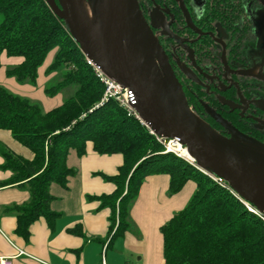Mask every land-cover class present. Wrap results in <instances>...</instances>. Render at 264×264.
Instances as JSON below:
<instances>
[{"label":"trees","instance_id":"obj_1","mask_svg":"<svg viewBox=\"0 0 264 264\" xmlns=\"http://www.w3.org/2000/svg\"><path fill=\"white\" fill-rule=\"evenodd\" d=\"M54 51L47 72L63 70V74L46 92L54 96L76 87L62 105L45 111L31 99L0 87V130L10 132L33 154L28 159L0 145L5 160L0 168L13 174L1 185L30 194L25 203L5 210L17 218V234L29 240L36 221L43 218L51 225L56 221L60 214L52 209L51 186L68 188L78 174L68 165L71 153L82 158L91 146L99 155L123 157L115 175L98 173L114 185V191L87 197L110 212L111 242L132 231L131 210L146 179L166 175L170 196L180 194L189 182L196 184V190L186 206L160 228L165 264H264V220L189 161L167 153L157 136L129 117L115 100L102 102L105 86L66 22L46 0H0V67L4 53L24 59L7 70L9 77L35 84L39 69ZM70 232L81 234L79 227Z\"/></svg>","mask_w":264,"mask_h":264},{"label":"water","instance_id":"obj_2","mask_svg":"<svg viewBox=\"0 0 264 264\" xmlns=\"http://www.w3.org/2000/svg\"><path fill=\"white\" fill-rule=\"evenodd\" d=\"M46 2L66 22L84 56L134 93L135 110L153 134L178 141L196 168L223 178L264 216V146L253 145L233 128L238 140L228 139L193 112L152 30L161 27L158 8L149 23L138 0H87L92 16L85 0ZM180 2L193 27L184 0Z\"/></svg>","mask_w":264,"mask_h":264},{"label":"crops","instance_id":"obj_3","mask_svg":"<svg viewBox=\"0 0 264 264\" xmlns=\"http://www.w3.org/2000/svg\"><path fill=\"white\" fill-rule=\"evenodd\" d=\"M54 56L55 51L44 74ZM23 61L21 57L2 54L0 87L17 94L16 80L8 76L7 70ZM26 94L37 95L32 88ZM0 145L8 146L28 159L33 158L31 151L8 131L0 130ZM122 162L121 155L102 156L93 152L91 146L82 158L72 152L68 165L77 169L78 174L70 180L68 188L51 186V194L55 197L52 209L60 216L52 225L43 218L36 221L31 226L29 240L17 234V218L5 210L25 203L30 194L25 189L3 187L1 183L9 181L13 174L0 168V264L2 258L12 259L13 264H165L160 228L186 206L196 184L189 182L180 194L170 196L168 176L147 178L131 210L132 231L111 242L110 212L99 209L100 203L90 202L87 197L112 193L114 185L98 173L115 175ZM4 163L0 154V167ZM77 227L81 234L70 232Z\"/></svg>","mask_w":264,"mask_h":264},{"label":"flooded vegetation","instance_id":"obj_4","mask_svg":"<svg viewBox=\"0 0 264 264\" xmlns=\"http://www.w3.org/2000/svg\"><path fill=\"white\" fill-rule=\"evenodd\" d=\"M138 1L149 23L159 9L152 30L193 112L228 139L238 140L233 128L264 146V0H184L193 27L180 0Z\"/></svg>","mask_w":264,"mask_h":264},{"label":"built area","instance_id":"obj_5","mask_svg":"<svg viewBox=\"0 0 264 264\" xmlns=\"http://www.w3.org/2000/svg\"><path fill=\"white\" fill-rule=\"evenodd\" d=\"M86 61H87L88 65L93 68V70H94L96 76L98 77V79L100 80V82L103 83V85L105 86V92H104V96H103L102 102L104 103V102L110 101L111 99L112 100H115L118 103L119 107H121L126 112V114L129 117L135 118L142 125L146 126V124L141 119L139 113L135 110V107L134 106L136 104V100H135L134 93L131 90H129L128 88L123 87L121 84H119L116 81H114L111 78H109L101 69H99L98 67H96V65H94V63L92 61H90L87 58H86ZM151 133H152V131H151ZM157 139H158V141L160 143H162L166 147V151L167 152L175 153V154H177V156L182 157L179 146L181 148L183 146L178 141L164 139V138H160L158 136H157ZM182 158L188 160L185 157H182ZM188 161L191 164L194 165V162L193 161H190V160H188ZM199 170L202 173H204L206 176H208L216 184H218L221 187H224L227 190H229L230 193L237 200H239L242 204H244V206L248 209L249 212L260 216L264 220V216H262L252 204H250L249 202H247L246 200H244L242 197H240L230 187V185L228 184L227 181H225L223 178L217 177V176H215V175H213V174H211V173H209L207 171H204V170H201V169H199ZM1 264H13V260L10 259V258H2L1 259Z\"/></svg>","mask_w":264,"mask_h":264},{"label":"rangeland","instance_id":"obj_6","mask_svg":"<svg viewBox=\"0 0 264 264\" xmlns=\"http://www.w3.org/2000/svg\"><path fill=\"white\" fill-rule=\"evenodd\" d=\"M85 2L87 3V0H85ZM87 7L89 8L88 3H87ZM89 12L92 16V12H91L90 8H89ZM51 56H52V53L47 58L46 62L41 66V68L39 70V76H38L37 82L35 84L28 83V82L27 83H20L15 79L16 80L15 84H17L18 88H19V90H17V94L31 99L34 103L39 104L45 111L51 110V109L58 107L59 105L63 104L67 99H69L71 96H73L74 93L76 92L75 86H70V87L62 90L61 92H59L58 94H56L54 96L49 95L46 92L47 89L55 86L62 79V74H63V70L55 71L52 73L46 72L44 74V71L46 69L45 66H47L49 61H51ZM1 85H3V84H1ZM4 87H6V86H4ZM29 88L34 89L35 92L37 93V95L33 94L31 96H28L26 94V91H28ZM165 149H166V147H165ZM167 153H170V152H167ZM173 154H175V153H173ZM175 155L177 156V154H175Z\"/></svg>","mask_w":264,"mask_h":264},{"label":"bare ground","instance_id":"obj_7","mask_svg":"<svg viewBox=\"0 0 264 264\" xmlns=\"http://www.w3.org/2000/svg\"><path fill=\"white\" fill-rule=\"evenodd\" d=\"M88 11H89V9H88ZM89 14H90V12H89ZM179 148H180V152H181L182 157H185L188 160L193 161L186 148H184V147L181 148L180 146H179Z\"/></svg>","mask_w":264,"mask_h":264}]
</instances>
